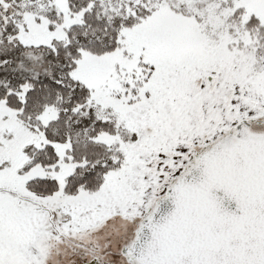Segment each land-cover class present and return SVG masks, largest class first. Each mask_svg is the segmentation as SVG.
<instances>
[{
	"label": "snow or ice",
	"instance_id": "snow-or-ice-1",
	"mask_svg": "<svg viewBox=\"0 0 264 264\" xmlns=\"http://www.w3.org/2000/svg\"><path fill=\"white\" fill-rule=\"evenodd\" d=\"M0 264H264V0H0Z\"/></svg>",
	"mask_w": 264,
	"mask_h": 264
}]
</instances>
